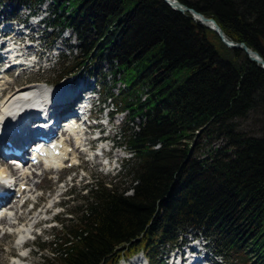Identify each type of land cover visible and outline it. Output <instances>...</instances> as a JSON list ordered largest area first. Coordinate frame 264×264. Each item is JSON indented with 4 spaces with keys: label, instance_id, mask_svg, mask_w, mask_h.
<instances>
[{
    "label": "trees",
    "instance_id": "1",
    "mask_svg": "<svg viewBox=\"0 0 264 264\" xmlns=\"http://www.w3.org/2000/svg\"><path fill=\"white\" fill-rule=\"evenodd\" d=\"M178 1L264 60V0ZM53 2V22L76 33L82 57L57 79L107 57L129 87L116 105L146 121L122 135L128 185L93 177L72 191L78 204L37 246L41 264H119L137 253L163 264L186 233L203 235L225 264H264V124L257 133L238 124L264 117V70L162 0ZM140 83L149 96L133 103Z\"/></svg>",
    "mask_w": 264,
    "mask_h": 264
},
{
    "label": "rangeland",
    "instance_id": "2",
    "mask_svg": "<svg viewBox=\"0 0 264 264\" xmlns=\"http://www.w3.org/2000/svg\"><path fill=\"white\" fill-rule=\"evenodd\" d=\"M7 2V5L9 6H18L14 0H4ZM53 1L52 0H45L44 7L52 10ZM44 7H42L44 9ZM25 7H22L21 5L18 6V18L22 19L26 13ZM5 9L0 8V11ZM6 10H10V8L6 7ZM59 12H57L58 14ZM51 23L54 20V15L50 16L49 19H47ZM195 21V20H194ZM197 22V21H196ZM42 29V27H40ZM59 31V28H47L43 33V39H42V45L43 46H49L53 44V38L57 35V32ZM41 35V34H39ZM71 35L70 41L68 45H71L69 48H63L61 53V57L53 59L48 64V69L45 72H39L38 74H35L33 77L28 78L25 75L23 77H17L15 74H12L11 80H15L12 85L10 86V89L25 86L32 83H37L41 80L43 83H52L55 84V81L57 79V76L61 74V72L69 67L76 59L79 61L82 60L81 52L79 49V42L77 39V35L73 30H67L64 33V36ZM59 44V43H58ZM77 44V45H76ZM77 47H76V46ZM59 46V45H58ZM54 54L58 52L53 51ZM46 56V54H45ZM115 69L114 63L107 57H104L103 59H100L97 55L92 56L89 58L85 63L83 67H78L77 71L74 72L75 75H72L74 78L79 79L80 77L85 78L87 80V75L90 74L91 78L89 79L90 83L94 82V78H96L98 82V86L96 87L97 90L100 91V94L103 98L107 97H113L114 101L116 100L117 96H120L122 92L127 93L129 90V87L122 81L124 74L123 73H116L113 74L112 71ZM185 77V74H183L180 77V80ZM8 79V78H7ZM44 80V81H42ZM68 80V79H66ZM40 82V83H41ZM129 82V81H128ZM141 84V83H140ZM147 87V86H146ZM149 90V87H147ZM137 89V86L133 88L132 92L135 94ZM141 100L143 99L140 96ZM132 100H134V97H131ZM119 100V99H118ZM249 118L246 120H240L238 121L239 127L242 130L251 132V133H257L259 132V129L264 124V117L261 115H249ZM142 121V118H135L133 121L129 119L127 114H122L119 116H115L113 118V126L114 128L109 131L106 127L104 131V135H109L110 137L114 136L116 133L117 135L114 136V142L117 145H122L123 138L122 135L126 132H129L130 130H137V125H139ZM99 146V145H98ZM125 147H122L120 149H114L111 156H112V162L110 166H106L105 162L100 161L99 159L96 160L97 164H93L92 162L85 163L83 160V167H84V173H79L75 178L74 181L70 182V178L73 177L72 173L68 174L65 172H59V173H51L50 175L42 176L40 175V172L38 171V176L34 179H32L31 186H34L32 189L36 188L35 193H31L30 196L33 200L39 199V203L41 205L40 212L33 211L30 213V215L25 220V223H28L29 226H32L34 223H36L39 220L42 219H51V218H58L62 219L63 216L62 213L66 211H72L74 210L75 206L78 204L77 202H70L69 205L64 206L67 202H69L71 199L66 198V194L64 193V190H67L72 187L71 190L76 191V193L86 184L91 182V179L93 177L98 178L99 180H114L116 183H125L124 186H127L129 183V178H124L123 175H121V168L122 165L132 158L131 154L128 153L126 157H123L122 150ZM201 153V152H200ZM79 153V151L77 152ZM88 157V156H87ZM117 159V161H116ZM94 162V161H93ZM120 176V177H119ZM57 177L64 178V182L56 183ZM65 184V185H64ZM43 190V192L41 191ZM63 194V195H62ZM84 194V192L82 193ZM127 194H131L129 191ZM65 196V197H63ZM78 198V197H75ZM57 201H60L59 206H55L53 209H51L46 215L43 214V211L49 207L53 203H56ZM30 210V206H27L26 209L21 210L22 212H19V214L25 212L28 213ZM59 213V214H58ZM41 226V229H46V233H44L41 236L39 235V230L36 229L34 231V234H32L30 239H33L35 237V241L32 243H29L27 248L20 252L18 250L19 247V241L17 240V235L13 232H8V234L0 233V264H14V259L11 258V255L17 256L18 254L22 255H28V258L26 261H24L22 264H41L43 262L42 259L38 257L37 254V246L41 242H51L53 241V231L49 230L48 227H51L54 225V221L47 222L45 225L43 223H39ZM30 228V227H29ZM59 229L60 226H57ZM31 241V240H30ZM211 248V247H210ZM214 250V249H212ZM44 256L48 258H52L53 255L49 252H44ZM218 263L215 264H225L224 259L218 258ZM121 263V262H120ZM119 263V264H120Z\"/></svg>",
    "mask_w": 264,
    "mask_h": 264
},
{
    "label": "bare ground",
    "instance_id": "3",
    "mask_svg": "<svg viewBox=\"0 0 264 264\" xmlns=\"http://www.w3.org/2000/svg\"><path fill=\"white\" fill-rule=\"evenodd\" d=\"M8 53L9 55H11V57L14 58V60H18V61H25L26 64L30 65L32 63L31 60H25L23 58V56L18 55L14 49V47L11 44H8ZM29 47V45H27ZM28 47H25V53H27L28 51ZM16 57V58H15ZM2 62V61H1ZM4 79V78H2ZM1 79V81H2ZM4 81V80H3ZM44 81V80H42ZM41 80L37 83L34 84H30V85H26V86H20L15 88L8 96H6V99L4 100L7 103V107H13V106H19L22 109L28 110L29 108H31L33 105H37L39 106L38 103H44L45 101H52L54 99H59L60 104L62 102H67L70 99V96L72 95V91L76 92L75 89H77L79 87V84L77 83L76 85H70L68 88L66 89H56V91H54L51 95L48 91V89H46L43 85L44 84H50L49 82L47 83H43L41 82ZM83 84V83H82ZM6 85L4 83H0V87H5ZM72 89V91H71ZM78 95V94H77ZM53 98V99H52ZM67 104V103H65ZM28 112H30L28 110ZM33 114L30 115V117ZM66 129L69 130L70 134L73 135L75 137V143L76 146H78L80 143H82L81 141V137H82V132H81V127L78 125V123L75 120H72L69 122V124L65 125ZM69 150V146L65 147V152H63L62 156H65L67 151ZM71 155H75V152H73ZM53 160V159H52ZM50 160L51 162H49L50 165L52 166H60V161L55 158L54 161ZM76 160V156L73 157L72 161ZM94 163L97 164L96 160H94ZM10 172H8L5 168H1L0 169V176L2 178H8V174ZM11 174H13L15 176L14 179H12L18 189H21L22 186H26L27 188L31 189L34 186H31V180H30V176H33V174L31 175V170H25L23 172H11ZM11 180V181H12ZM17 193H20V191H17L15 195H17ZM26 196V193H23ZM18 203L21 202V200L17 201ZM16 214V215H15ZM15 217L10 218L9 216L7 218H4L2 220V223L5 224L6 226L2 228V230L7 231L9 229L11 230H16L17 232V236H19L21 241H24L27 236V234L29 233V230H31L33 228V224L32 226H29L28 223H25V220L27 219V217L30 215V213H26L23 212L21 214L18 213V211L15 213ZM16 223V224H15ZM15 224V225H14ZM30 227V228H29ZM120 264H145L144 259L142 258V256H134L128 260H123L121 261Z\"/></svg>",
    "mask_w": 264,
    "mask_h": 264
},
{
    "label": "water",
    "instance_id": "4",
    "mask_svg": "<svg viewBox=\"0 0 264 264\" xmlns=\"http://www.w3.org/2000/svg\"><path fill=\"white\" fill-rule=\"evenodd\" d=\"M162 1L166 3L171 9L177 12H180L182 14L190 13L192 15L193 20L197 21L202 26L214 31L219 37V39L221 40V42L226 47L231 48V49H239L245 52V54L248 56L250 60L254 61L256 64H258L261 67V69L264 70V60L258 55V53L255 51H252L243 43H236L234 41L229 40L212 18H207L203 16L202 14L198 13L194 9L187 7L185 4H182L178 0H162Z\"/></svg>",
    "mask_w": 264,
    "mask_h": 264
}]
</instances>
